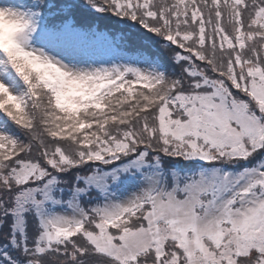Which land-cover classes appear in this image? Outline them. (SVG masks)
<instances>
[{
    "label": "snow or ice",
    "instance_id": "obj_1",
    "mask_svg": "<svg viewBox=\"0 0 264 264\" xmlns=\"http://www.w3.org/2000/svg\"><path fill=\"white\" fill-rule=\"evenodd\" d=\"M0 264H264V0H0Z\"/></svg>",
    "mask_w": 264,
    "mask_h": 264
}]
</instances>
